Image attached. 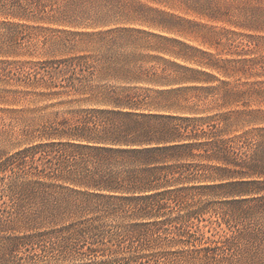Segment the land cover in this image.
I'll use <instances>...</instances> for the list:
<instances>
[{
    "label": "trees",
    "instance_id": "trees-1",
    "mask_svg": "<svg viewBox=\"0 0 264 264\" xmlns=\"http://www.w3.org/2000/svg\"><path fill=\"white\" fill-rule=\"evenodd\" d=\"M179 2L194 12H211L213 20L223 17L232 21L230 13H237L242 20L230 25L251 33L240 35L247 39L246 46L260 47L261 39L254 34H264L263 0H232L224 9L216 0ZM150 13L161 20H153L149 26L173 29L167 24L171 15L134 0H0V27L17 28L12 20L81 25L93 30L78 34L81 36L115 35L108 43L115 47L120 36L146 34L133 27L132 21ZM224 33L236 36L231 31ZM18 39V34H0V56H5L8 52L4 48ZM165 40L179 46V51L170 52L176 57L193 61L187 53H198L181 42ZM200 54L213 58L205 52ZM84 59L78 57L71 62L79 65ZM170 65L185 74H157L153 69L116 60L105 68V75L117 79L122 86H91L83 82L66 85L91 103L78 124L43 132L49 135L45 141L0 158V207L6 206L0 208V264L22 250L42 248L43 244L71 252L73 245L81 242L79 239L93 241L94 236L107 230L108 218H118L108 230L116 228L141 235L142 229L169 226L178 230L179 237L190 234L201 243L189 231L194 221H203L209 212L222 220L234 217L210 211L209 197L220 200L221 205L264 209V117H259L258 111L231 110L205 118L158 111L151 94L164 95L170 93L168 90L130 85L147 83L162 88L210 82L199 75L214 79L206 73ZM202 65L224 79L236 77L240 81L252 77L256 61L225 60L221 64L216 60ZM188 72L192 76L186 75ZM238 86L221 81L210 90L222 99V107L238 105L247 93L260 90ZM245 123L258 127L235 134L237 127ZM129 220L132 223H127ZM64 221L69 223L63 225ZM44 222L62 226L40 231ZM246 234L243 239L241 231L219 239L207 238L195 253L210 262H255L264 257L260 248L264 239L257 243L259 234ZM119 249L107 248L109 255L97 257L98 262L120 258ZM87 252H99L94 242H89L84 250Z\"/></svg>",
    "mask_w": 264,
    "mask_h": 264
},
{
    "label": "rangeland",
    "instance_id": "rangeland-1",
    "mask_svg": "<svg viewBox=\"0 0 264 264\" xmlns=\"http://www.w3.org/2000/svg\"><path fill=\"white\" fill-rule=\"evenodd\" d=\"M134 1L171 15L172 19H167V24L173 29L149 26L153 20H161L150 13L145 18L132 21L133 27L146 34H125L118 37L115 47H109L108 43L115 39V35L81 36L78 34L93 32L91 28L81 25L63 26L50 21L12 20L14 25L21 26L8 29L0 27V34L19 35L15 44L4 48L8 53L0 56V158L13 154L20 148L45 141L49 135H43V132L50 133L53 128H60L64 124H78L79 117L91 103L84 101L86 96L77 94L75 88L66 85L72 83L78 86L83 82L91 86L120 87L123 85L120 81L105 75V68L116 60L131 62L144 69H153L157 74L162 71L185 74L183 70L170 65L177 64L214 77L211 80L206 75H199L198 78L209 79L210 82L172 84L162 88L147 83L130 85L139 89L168 90L170 93L164 95L151 94L154 106L162 113L205 118L236 110L258 111L259 117H264V34H254L261 39L260 47L256 49L253 45L246 46L247 39L240 36L251 33L230 25L229 22L242 20L237 13H230L232 21L223 17L213 20L210 18L211 12L204 11L206 13L203 14L188 10L179 0H161V3ZM216 2L224 9L229 8L232 0ZM224 31L234 32L236 36L225 34ZM165 39L181 42L198 53H187V56L194 58L193 61L176 57L170 52L179 51V46ZM200 52L212 55L213 58H207ZM78 57L85 59L79 65L75 61L71 62ZM243 59L255 60L256 65L252 70V77L240 81L236 77L224 79L217 71L202 65L216 60L222 64L225 60ZM186 75L192 76L191 72ZM218 81H229L243 90L249 87L260 90L247 93L238 105L222 107V99L210 90L219 84ZM255 127L258 125L245 123L237 127L235 134ZM208 200L211 202L210 211L218 210L221 214L228 213L234 217L222 220L209 212L203 216V221H194L189 231L200 238L201 243L194 241L190 234L182 233L183 236L179 237L178 230L169 226L159 230L142 229L141 235L129 234L116 228L108 230L109 226L114 225V220H118L108 218L105 220L107 230L94 236L93 241L90 238L79 239L81 242L75 243L71 252H60L48 244H43L42 248L36 246L22 250L3 264H228L202 260L195 250L204 246L207 238L219 239L233 232L241 231L244 234L242 239L247 235L246 232L259 234L255 240L257 243L264 239V209L252 210L254 207H251L248 210L245 205H221L220 200L213 197ZM4 207L5 204L0 208ZM68 223L64 221L63 225ZM61 226V223L44 222L39 230L50 231ZM89 242H94L99 252L84 253ZM195 245L197 246L194 247ZM115 247L120 248V258L112 262H98L102 255L103 258L109 255L107 248ZM260 248L264 251V245ZM133 257L136 259H132ZM231 264H264V257L255 262Z\"/></svg>",
    "mask_w": 264,
    "mask_h": 264
}]
</instances>
